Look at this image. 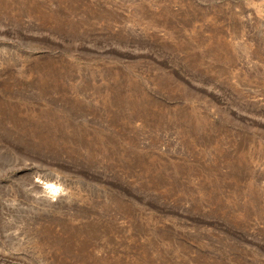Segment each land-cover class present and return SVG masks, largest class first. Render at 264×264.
Masks as SVG:
<instances>
[{
	"label": "rangeland",
	"instance_id": "rangeland-1",
	"mask_svg": "<svg viewBox=\"0 0 264 264\" xmlns=\"http://www.w3.org/2000/svg\"><path fill=\"white\" fill-rule=\"evenodd\" d=\"M0 264H264V0H0Z\"/></svg>",
	"mask_w": 264,
	"mask_h": 264
},
{
	"label": "bare ground",
	"instance_id": "bare-ground-1",
	"mask_svg": "<svg viewBox=\"0 0 264 264\" xmlns=\"http://www.w3.org/2000/svg\"><path fill=\"white\" fill-rule=\"evenodd\" d=\"M46 184H48V186H49V189L51 190V191H55V192H57V186H55L53 183H49V182H46Z\"/></svg>",
	"mask_w": 264,
	"mask_h": 264
}]
</instances>
